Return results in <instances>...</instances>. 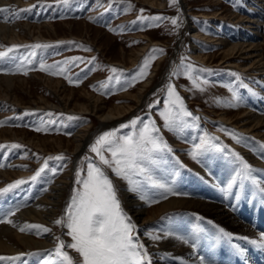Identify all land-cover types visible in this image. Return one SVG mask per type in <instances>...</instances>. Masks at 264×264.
Wrapping results in <instances>:
<instances>
[{
  "label": "rangeland",
  "instance_id": "rangeland-1",
  "mask_svg": "<svg viewBox=\"0 0 264 264\" xmlns=\"http://www.w3.org/2000/svg\"><path fill=\"white\" fill-rule=\"evenodd\" d=\"M183 1L184 4L182 3ZM243 1L246 2L245 0H178L175 6H170L169 0H165L164 6L159 4L154 6L148 0H67L66 3L63 0H33V3L26 6H20V4L12 6L16 13L15 19L17 21H30L32 23L52 22L58 31L51 34L53 37H48L49 34L45 32L46 37L44 38L31 37L17 42L0 41V51H6L12 45H49L47 48L39 49L20 47L9 53L7 57L0 59L2 61L0 62V74L30 78L27 80V85L24 84V88L20 87L22 89L18 88L19 91H17L18 95L25 99L23 103L19 104L14 100L8 101L0 98V122H3V126H0V128H10L20 135L9 139L0 137V146L12 144L22 146L20 148H0V170H11L21 173L9 179L1 177L0 189L6 188L17 180L26 181V183L0 195V219L2 218L5 221L14 220L19 212L43 197L58 178L70 174L68 176L71 177V182L67 192V197L69 198L65 201L67 202L65 209H67L74 190L81 187L76 184V172L82 170V176H84L86 175L88 163H98V157L90 151L91 145L103 133L112 130L118 129V136L130 134L133 131L131 127L121 128L120 126L128 124L137 117L140 118V123L137 124V131L143 127V124L149 121L154 122L159 129V135L172 149L171 152L165 151L156 157L158 163L161 162L165 166L166 172L172 171L174 173L173 170L176 168L185 166L190 171L192 169L197 170L200 176L202 172L197 167L198 161L204 157L203 168L205 170H214L216 165L214 159L220 152L230 154L236 159L235 169L238 172L242 166L233 153H239V156L243 157L252 166L254 179L259 182L261 187H264V180L260 181L257 177L260 172L256 174L253 167L254 165H262L261 162L259 160H256V162L254 161L255 157L248 156L250 152H255L258 156L264 158V139L242 131L234 124L220 120L218 115L211 110V108L229 107V104L234 103L232 91H235L239 97L236 103L238 105L243 104L245 101V88H253L248 81V72L240 70L236 66L224 65V63L217 64L218 57L212 61L202 62L190 54L192 39L189 36V25L191 19L203 32L211 34L213 31L211 26H213L214 20H219L220 24L217 29H222L228 24H238L239 21L236 20L239 19L235 15L244 14L245 4H243ZM260 1L264 3V0ZM141 9H143V12H141ZM189 10L206 16L191 15L188 13ZM219 11V15L215 18L211 17ZM229 12L232 13L229 14ZM141 16L144 19H141ZM156 16L168 19L159 21L151 19ZM175 17H180V26L178 28L171 23V18ZM261 31L264 33V25L261 27ZM218 33L219 31L216 32L217 36L220 34ZM262 39L264 40V36L261 35L259 40ZM203 41L205 42L203 47L206 53L213 55L219 53L218 45L214 46V44L206 40ZM146 42H149L148 48L135 63L131 64L127 61V63L122 64L114 61L117 58H121V49L129 52L134 48H140ZM153 49H163V53H153ZM150 56H155V59L150 61L146 78L137 81L136 78L139 76L144 60ZM241 56L239 58L243 59ZM25 58L31 60V63H28ZM64 61H69V63L65 65ZM21 62H24V70L27 71V75L23 74V71H15ZM41 62L46 66L56 65L57 69L63 67L65 71L56 75L40 71ZM189 65L192 67L190 72L192 79L189 78ZM113 68L120 71L113 73L111 71ZM202 69H207L208 71H203ZM152 73V82L143 88L145 90L144 95H146L144 104L137 105L131 113L121 117L122 119L111 121L112 123L110 122L109 126L102 129L99 128L97 114L95 115L92 112H71L69 109L55 106L41 107L32 102L33 98L37 99L41 95L48 99L51 98V101L55 100V93L51 86H48L44 80L31 79V76L33 77L35 74L62 80V86L67 88L66 91L73 90L75 94H79L87 89V91L100 96L106 105H118L134 102V98L130 97L129 94L137 92L150 79ZM110 77L112 78L111 80L109 79ZM68 78L72 80V83H69ZM194 81L199 84V87L196 86ZM204 81H207V83H204ZM102 84L105 86L101 87ZM129 84H132V86L129 87ZM169 84L175 86L186 109L192 113V116L199 117L198 120H193L192 117H185L187 126L177 128L175 131L169 130L160 115L168 105L167 89ZM77 94L76 96H78ZM236 107L230 108L236 109ZM69 117H78L79 119H69ZM84 127H88L84 141L87 137L89 139L82 151L83 145L78 147L76 151L73 146L71 148L64 145L62 150L56 146L54 147V144L48 141L47 147H49L46 150L43 146L33 142L37 140V137L43 136L41 138L45 137L50 140L58 137L57 139H62L64 143L66 139L75 138L77 136L76 133L79 130H83ZM37 128L44 130L37 131ZM205 133L209 137L216 138L213 143L222 148L223 151L211 149L194 159L190 153L194 146L200 143ZM233 135L238 136L239 143L232 139ZM181 143L185 144V147H181ZM104 154L106 157L111 158L109 152L105 151ZM60 155H63L66 159H47L48 157ZM86 157L88 159H85ZM45 162H47V168L35 181H32L30 178L44 167ZM225 162L224 167L229 168L228 161ZM150 167L153 179L160 181L157 177L155 165ZM53 170L56 172L55 175H53ZM106 171L113 182V178L116 177L115 173L111 169H106ZM239 180H237V185L240 184V186L235 184L224 199L229 208L236 209L237 212H234L236 216H234L236 218L239 217L240 221L251 227L249 231L252 233V230H255V226L250 223L251 221L254 223L256 220L258 225L264 224V197L262 196L263 193L250 180ZM113 185L116 189L114 182ZM157 201L161 200L158 199ZM9 208L10 210L8 211ZM187 211L191 215L188 225L189 231L193 233V237L189 241L196 247L195 250H192L198 257L206 256L205 247L209 248L208 250H210L217 263H220V254L226 259H222L225 264H229V262L230 264H238V252L235 251L239 250L240 252L243 251L239 257L247 259L250 263L259 262V264H263L264 249L258 246L261 242L253 234L235 230L241 225H233L225 219L222 220L223 223L220 226L216 224L214 219L207 217L201 211L188 209ZM257 212H260V214H253ZM61 214L62 212L59 213L58 219L62 218ZM257 217L258 219H256ZM204 221H208L213 229L206 227ZM223 224L231 226V229H224ZM57 228L59 232L61 229L59 224ZM221 229L223 232H221ZM68 231L67 229L65 233L68 234ZM148 233H153V229L148 228ZM223 233L232 235L228 237ZM221 234H223V237ZM136 236L138 237V232H136ZM148 237L150 236L148 235ZM252 241H257V243ZM71 243L72 238L68 235L64 251H67L69 255H71L70 253L73 249L67 247V245ZM146 249L150 256L153 252L152 248L147 246ZM31 250L0 253V257H19L15 261L0 260V264H12V262L14 264H46L47 261L49 264H58V259L54 254L55 248L49 246V248L40 247ZM253 250L255 253L253 257H257V260L250 259L251 256L248 257L250 251ZM45 257L47 261L44 259ZM47 258L50 259L48 260ZM193 264L197 263L194 262Z\"/></svg>",
  "mask_w": 264,
  "mask_h": 264
},
{
  "label": "bare ground",
  "instance_id": "bare-ground-1",
  "mask_svg": "<svg viewBox=\"0 0 264 264\" xmlns=\"http://www.w3.org/2000/svg\"><path fill=\"white\" fill-rule=\"evenodd\" d=\"M148 1L154 6L157 4L161 6L165 5V0ZM245 1L246 2L243 1V4H245L244 14L235 15L239 19L236 20L239 21L238 24H228L222 29L219 28V30L217 29L220 24L219 20H214V27L211 26V28H213L211 34H206L203 32L200 27L195 24L194 20L191 19L189 25V36L192 39L190 54L202 62L212 61L214 58L218 57L217 64L224 63V65L236 66L240 68V70L242 69L248 72L249 84L253 86L254 89L251 87V89L247 87L245 88V101L243 104H239L236 109L225 107L220 109L211 108V110L218 115L220 120L234 124L242 131L252 133L257 137L264 139V40H259L261 35L264 36V33L261 31V27L264 25V3H262L260 0ZM31 3H33V0H0V9H7V11L0 12V41L3 42L7 40L9 42H17L29 39L31 37L44 38L46 37L45 32L49 34L48 37H53L51 34L57 33V27L54 26L55 24L52 22L32 23L30 21L20 22L19 20L17 21L15 19L16 13L12 9V6L14 7L16 4H20V6H26ZM182 3L184 4V1ZM217 4H219V2H217ZM188 13L195 16H206L199 12L194 13L192 10H189ZM219 13L220 11L216 12L211 17L215 18L217 15H219ZM231 13L232 12H229V14ZM217 31H219L220 34H218L220 36L216 35ZM203 40L214 44V46L218 45L219 53H215V55L206 53L205 48L203 47L205 44ZM148 46L149 42H146L140 48H134L129 52L121 49V58H117L115 60L113 58L112 59L122 64L127 63V61L133 64L140 58ZM240 56L243 59H240ZM153 73L150 75V79H148L145 84H143V86L138 89L137 92L129 94L130 97L134 98V102L118 105H106L100 96L87 91V89L81 91L79 94L76 93L78 95L76 96L73 90L66 91L67 88L62 86L63 82L60 79L39 74H35L33 77L30 75L32 80H35L36 78L39 80H44L48 86L53 88V92L55 93L54 101H51V98L48 99L47 97L41 95L37 99L33 98L32 102L36 105H40L41 107L55 106L69 109L71 112H92L95 115L97 114L99 118V128L102 129L109 126L111 121H117V119H122L121 117L131 113L137 105L144 104L146 95H144L145 90L143 88L152 82L151 76ZM29 79L19 75L0 74V98L2 100L4 99L8 101L14 100L19 104L23 103V100L25 99L20 97L17 91L24 88V84L27 85V80ZM87 129L88 127H84L83 130H79V132L76 133L77 136L75 138L66 139V142L64 143L62 139H57L58 137L51 138L50 140L49 138L47 139L45 137L41 138L43 136L37 137V140L33 142L43 146L44 149L46 148V150L49 147H47L48 141L52 142L54 147L56 146L60 149H62L64 145L67 147L73 146L75 151L78 147L83 145L81 148L82 151L84 150L86 142L89 139V137H87V139L84 141ZM18 136L20 135L10 128H0V137L9 139L13 137L16 138ZM181 147H185V144L181 143ZM248 156H251L252 158L255 157L254 161L259 160L261 162L262 165H254L253 167L256 171V174L260 172V174L257 176L259 180H264V158L258 156L255 152H250ZM203 159L205 158L203 157ZM203 159L199 160L197 164L198 169L202 172V175L200 176L197 170L192 169L190 171L189 168L185 166H178L179 168H176L177 170H173L174 173H172V171L166 172L167 169L161 162L155 165L158 175L157 177L160 179V181H156L173 188V190L179 193V195H168L167 198H164L161 195V189L153 188L145 183L144 191L147 194L148 201L154 200L156 198L161 200L158 201L159 203L153 205H150V202L148 201L141 200L138 193L130 191L128 181L118 178V176H112L114 177L113 182L116 186L121 206L123 207L124 211L129 214L132 221L136 225V232H138L139 241L143 243L145 248L148 246L153 250L152 254L150 255L152 264H193L194 262L197 264H225L222 262V259L224 258L223 255L219 254L220 263H217L214 256L211 255L210 250H208L209 248L204 247L206 250V256L204 257H198V255L194 254L192 249L195 250L196 247H194L189 241L193 237V233L189 231L188 225L191 215L188 213L187 209L201 211L207 217L214 219L216 224L220 226L221 223H223L222 220L225 219L227 222L233 225L239 224L241 226L235 228L236 231H244L253 234L259 242H264L260 239L261 236H264V224L258 225L256 220L254 223L251 221L250 223L255 226V230H252L251 233L249 231L251 227L240 221L239 217H235V213L237 212L236 209L229 208L228 204L225 202L224 197L228 196L232 190L227 188V183H229V181L231 182L233 178H236V180L240 179L237 177V173L241 170L236 172L237 170L235 169L236 159L230 154L228 155L225 152H220L217 156H215L214 161L216 165L214 170H205L203 168ZM225 161H228L229 168L224 167L226 163ZM18 173V171L0 170V178L3 177L9 179ZM25 174L27 173L25 172ZM68 175L70 174L58 178L43 197H41L38 201L33 202L31 206L19 212L15 216V219L12 220V223L0 224V253L28 251L40 247L49 248V246L56 248L58 244L57 238L64 241L66 246V242L68 241V234L65 233L67 230L66 226L59 224L61 229L58 232V224H56L55 221L58 219L57 217L59 216V213L62 212V218H64L66 215L65 207L67 202L65 201H67L69 198L67 197V192L71 182V177ZM136 179L141 178L137 177ZM237 182L236 186H240V184L237 185ZM262 196L264 197V193ZM189 212L191 213V211ZM253 214L259 215L260 212ZM256 219H258V217ZM204 223L206 227L213 229L208 221H204ZM26 225H41L44 228L49 229V231L44 232L40 229L33 228L31 230L21 232L20 229ZM223 225L224 229H231V226L226 224ZM148 228H152L153 233L160 235L161 239L154 241L148 237ZM221 236L223 237V234H221ZM155 245H157V247H155ZM235 252H238V264H259V262L250 263L247 259L239 257L243 251L240 252L238 250ZM70 254L74 258L78 259V256L74 250L71 251ZM254 255L255 253L253 250L250 251V255L248 254V257L251 256L250 259L257 260V257H253ZM44 259L46 260V257ZM53 259L51 260L53 261ZM224 260L226 259L224 258ZM261 261L263 260L261 259ZM12 264H14V262H12Z\"/></svg>",
  "mask_w": 264,
  "mask_h": 264
},
{
  "label": "snow or ice",
  "instance_id": "snow-or-ice-1",
  "mask_svg": "<svg viewBox=\"0 0 264 264\" xmlns=\"http://www.w3.org/2000/svg\"><path fill=\"white\" fill-rule=\"evenodd\" d=\"M67 2V0H63ZM170 6H175L178 0H169ZM7 11V9H0V12ZM143 12V9H141ZM141 19H144L141 16ZM154 20L168 19L160 16L152 17ZM180 17L171 18V23L177 28L179 25ZM20 47H31L33 49L47 48L49 45L35 44L31 46L12 45L8 47L6 51H0V59L7 57L9 53ZM90 50V49H88ZM153 53H163V49H153ZM34 54V53H33ZM28 63L31 60L25 58ZM80 59V58H76ZM155 59V56L146 58L143 62V66L140 70L137 81L147 76V70L150 66V61ZM65 65L69 61L63 62ZM189 68V78L192 79L190 72L192 71L191 65ZM40 71H46L49 74L56 75L62 74L65 68L61 67L57 69L56 65H45L43 62L40 64ZM208 71L207 69H202ZM16 72L23 71V74L27 75V71L24 70V62L16 67ZM113 73L120 70L111 69ZM175 75V73H173ZM67 78V77H66ZM69 83H72L70 78ZM112 79L111 77L109 78ZM194 83H196L194 81ZM207 83V81H204ZM105 85H101L104 87ZM129 87L132 84L128 85ZM199 87V84L196 83ZM203 90V89H201ZM168 105L165 110L160 113L165 121V125L169 130L175 131L177 128H183L187 126L185 117H192L193 120H198L199 117H193L192 113L188 111L184 105L182 98L176 91L175 86L168 85ZM232 97L234 103L229 104V107L238 106L239 97L235 91H232ZM69 119H79L78 117H69ZM140 123V118L131 120L128 124H123L121 128L131 127L133 131L124 136H118L117 130H112L103 133L98 137L91 145L90 151L95 153L98 157L97 162H90L87 165L86 175L82 176V170L76 172V184L81 187L74 190L70 203L66 209V215L62 219L55 221L56 224H61L67 227L68 235L72 238V243L67 245L78 254V259L69 255L65 249V243L62 240H58L57 247L55 248V256L58 259V264H152V259L149 256L147 249L141 243L136 236V225L132 221L131 217L124 211L118 198L116 189L112 180L107 175L106 169H111L116 176L128 181L129 190L139 194L141 200L148 201L146 192L144 191V185L147 183L153 188L161 189V195L167 198L168 195H179L173 188L157 182L151 175L152 165H156L158 160L156 159L158 154L165 151L171 152L172 149L167 145L163 138L159 135V129L155 126V123L149 121L143 124V127L137 131V124ZM0 126H3V122H0ZM37 131H43L42 128H37ZM216 138L209 137L205 133L201 138L200 143L195 145L190 155L195 159L198 155L205 151L215 149L217 151H223L218 145L213 143ZM232 139L240 142L238 136L233 135ZM20 148L19 144L2 145L0 148ZM105 151L111 154V158L105 156ZM241 163V171L237 173V177L240 179L250 180L255 184L261 193H264V187H261L253 177L252 166L239 156V153H233ZM47 159L64 160L63 155L56 157H48ZM85 159H88L87 157ZM47 168V162L35 175L30 179L35 181L37 177ZM56 172L53 170V175ZM140 177L143 179H134ZM236 178L227 185V188L231 190L236 184ZM26 183L24 180H17L13 184H9L6 188L0 189V195L18 187L21 184ZM150 203H157V200H150ZM18 210V209H17ZM14 214V213H13ZM12 223L9 219L7 221L0 219V223ZM40 229L44 232L49 229L44 228L41 225H26L20 229L21 232L31 229ZM221 232L223 230L221 229ZM225 236L231 237L230 233H223ZM153 240L161 239V236L154 233H147ZM167 235V234H165ZM261 241H264V236H261ZM257 243V241H252ZM259 247L264 248V242L258 244ZM19 257H0V260H15ZM48 264V262H46Z\"/></svg>",
  "mask_w": 264,
  "mask_h": 264
}]
</instances>
